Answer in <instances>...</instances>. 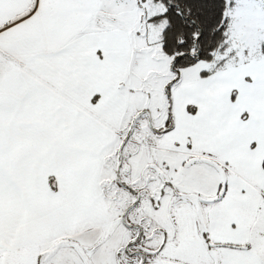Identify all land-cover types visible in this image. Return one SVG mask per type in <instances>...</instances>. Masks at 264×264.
I'll list each match as a JSON object with an SVG mask.
<instances>
[{
	"label": "snow or ice",
	"instance_id": "6c2138e0",
	"mask_svg": "<svg viewBox=\"0 0 264 264\" xmlns=\"http://www.w3.org/2000/svg\"><path fill=\"white\" fill-rule=\"evenodd\" d=\"M0 264H264V0H0Z\"/></svg>",
	"mask_w": 264,
	"mask_h": 264
}]
</instances>
